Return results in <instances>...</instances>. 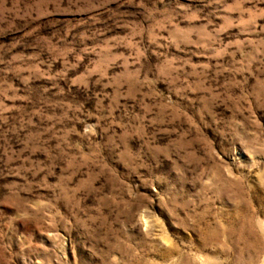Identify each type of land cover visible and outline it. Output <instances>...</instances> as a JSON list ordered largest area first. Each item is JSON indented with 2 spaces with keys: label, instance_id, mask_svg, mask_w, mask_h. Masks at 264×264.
I'll list each match as a JSON object with an SVG mask.
<instances>
[{
  "label": "rangeland",
  "instance_id": "rangeland-1",
  "mask_svg": "<svg viewBox=\"0 0 264 264\" xmlns=\"http://www.w3.org/2000/svg\"><path fill=\"white\" fill-rule=\"evenodd\" d=\"M0 264H264V0H0Z\"/></svg>",
  "mask_w": 264,
  "mask_h": 264
}]
</instances>
